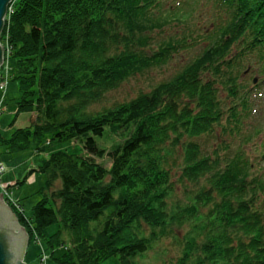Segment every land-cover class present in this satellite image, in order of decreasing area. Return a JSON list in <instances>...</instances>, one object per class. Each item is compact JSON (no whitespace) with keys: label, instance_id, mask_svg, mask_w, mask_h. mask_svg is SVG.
Masks as SVG:
<instances>
[{"label":"trees","instance_id":"obj_1","mask_svg":"<svg viewBox=\"0 0 264 264\" xmlns=\"http://www.w3.org/2000/svg\"><path fill=\"white\" fill-rule=\"evenodd\" d=\"M191 2L183 3L179 18L187 16ZM214 3L227 17L210 23L208 45L199 55L150 92L93 113L89 107L108 92L187 50L184 39L153 50L155 30L166 24L157 15L160 0H13L7 6L3 58L14 62L17 113L35 117L10 138L0 135V145L12 153L38 152L44 139L47 145L78 140L84 152L52 153L39 168L47 180L31 219L8 203L29 240L45 239L53 264H100L111 257L135 264V257L167 234L168 225L185 222L200 225L193 224L179 264H264V172H256L264 165V118L250 126L251 115L264 111V0ZM252 53L262 76L245 90L233 66L238 70ZM252 100L260 103L257 109ZM131 128L129 139L107 154L97 145L108 130ZM217 130L231 135L232 146L205 154L196 140ZM259 136L260 152L250 157L246 145ZM182 138L188 140L181 143V176L202 178L208 188H200L192 205L168 212L167 158ZM259 143L251 141L248 152H256ZM104 154L111 160L108 169L92 161ZM199 206L208 213L200 215ZM52 224L57 231L45 238ZM60 247L62 254L53 257Z\"/></svg>","mask_w":264,"mask_h":264},{"label":"rangeland","instance_id":"obj_2","mask_svg":"<svg viewBox=\"0 0 264 264\" xmlns=\"http://www.w3.org/2000/svg\"><path fill=\"white\" fill-rule=\"evenodd\" d=\"M187 1L190 0H160L158 7L162 12H159L157 15H164L166 17V24L163 25L161 30L156 29L153 35L155 42L153 50H157L161 43L169 40L182 39L185 40L184 45L187 50L175 55L169 61L157 66L155 65L142 74L128 79L117 89L108 92L100 102L89 107V112L93 113V111L103 110L102 108H115L120 104L134 100L141 93L150 92L157 84L171 79L183 67L189 64L194 57L202 52L203 48L208 45V40L205 39V35L211 33L213 30V25L210 26V23L219 16L226 18L227 14L215 5V0H192L191 4L185 7L187 11L184 12V14H187V16L179 18L178 14L180 11L178 10L182 7L183 3ZM174 12H176V16H171L172 13L174 15ZM234 50L240 51L241 49L234 48ZM242 62L243 66L238 67V70L236 69L237 66H233V74L240 79L241 84L246 85L245 90H247L251 86L252 79H257V81L260 80L262 76L261 67L256 53L246 54ZM13 63V60H9L8 58L2 62V72L3 77H6V83L4 91H0V99H3V104L1 106L2 111L0 113V135L5 139L10 138L16 129L29 126L31 120L35 117V114L29 112L17 113L16 102L20 98V92L18 82L10 79ZM217 88L219 90L218 95L220 99L223 101V104H225L224 106H227L229 104L227 101V93L223 91L222 85L219 86L218 84ZM259 104V102L252 100L251 106L257 109ZM263 114L264 111H261L256 116L252 114L251 116L253 118L250 121V126L256 127L259 121L264 118L260 117ZM133 128H131L130 131L128 129L117 131L108 130V133L97 140V145L99 148L104 149L107 154L116 146L122 145L129 139ZM225 132H227V130ZM184 139L188 140L186 138ZM184 139L182 138L180 143L173 145L171 150L172 154L167 158V168H169L168 186L171 191L169 196L165 199L168 212H179L181 209L192 205L194 203V196L198 194L200 188L204 185L205 188H208L202 178L194 182L181 176V168L184 165L181 143ZM251 141L252 143H259L261 141V136ZM46 142V139L41 141L40 148L42 150L38 152L27 151L12 153L8 152L3 145H0V162L4 165V171L0 174V194L3 195V199L8 206L11 203L16 211L21 210L28 219L32 218V209L42 198L40 191L45 185L47 175L41 172L39 168L43 166L48 157L52 153L58 151L84 155L82 145L78 140H68L59 143L49 142V145H47ZM196 142L201 144L202 152L210 154L211 156L214 152L218 153L219 151V153H221V150H223L222 148L225 146H232L231 135L229 133L227 135H221L220 130H217L212 135L201 137V139H197ZM250 142L246 145V152L250 157H254V153L258 154L260 152V143L256 147V152L255 150L248 152V148L251 145L249 144ZM106 154H104V157L101 159L92 158V161L108 169L111 165V160ZM256 172H264V165ZM53 182L54 190H58L61 187L60 179L56 178ZM195 203L198 205L197 202ZM50 204H52L51 200ZM197 210H199L200 215L208 213V209L205 206H199ZM261 210L262 208L260 211ZM193 224L200 225L198 222H185L184 225L171 223L167 227V234L155 241L149 251L135 257L134 263L179 264V259L185 250V245L187 239H189V233L192 230ZM140 227L145 235L148 234L149 229L146 226L141 224ZM56 231L57 225L52 224L44 230V237L47 238ZM62 237L65 242L69 239V235L65 231L62 233ZM205 237L203 233V235L197 239V243L200 244ZM63 251V247L55 249L53 251V257L61 255ZM51 255L52 250L47 248L45 239L41 237L36 239V237L33 236L29 240L23 262L25 264H53ZM100 264L120 263L117 257H111ZM185 264H192V261H187Z\"/></svg>","mask_w":264,"mask_h":264},{"label":"water","instance_id":"obj_3","mask_svg":"<svg viewBox=\"0 0 264 264\" xmlns=\"http://www.w3.org/2000/svg\"><path fill=\"white\" fill-rule=\"evenodd\" d=\"M13 0H0V33L3 28L6 8ZM3 48L0 45V66ZM256 80H254L255 82ZM29 236L19 224L16 214L5 203L0 194V264H25L24 255Z\"/></svg>","mask_w":264,"mask_h":264},{"label":"built area","instance_id":"obj_4","mask_svg":"<svg viewBox=\"0 0 264 264\" xmlns=\"http://www.w3.org/2000/svg\"><path fill=\"white\" fill-rule=\"evenodd\" d=\"M3 54H4V52H3ZM3 60H4V58H3ZM1 66H2V64H1ZM1 66H0V72H1ZM5 83H6V77H3V72H1V74H0V91H4ZM2 104H3V99H0V113L2 111V107H1ZM3 171H4V165L0 162V174H2ZM0 181H1V176H0ZM15 207L17 208L16 205H15ZM18 211H21V210H18Z\"/></svg>","mask_w":264,"mask_h":264}]
</instances>
